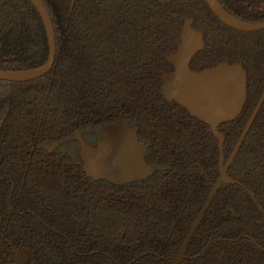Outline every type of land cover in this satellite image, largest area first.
I'll use <instances>...</instances> for the list:
<instances>
[{"label":"trees","instance_id":"1","mask_svg":"<svg viewBox=\"0 0 264 264\" xmlns=\"http://www.w3.org/2000/svg\"><path fill=\"white\" fill-rule=\"evenodd\" d=\"M40 1L56 37L51 72L25 83L0 80V232L5 233L0 246L30 248L37 264H113L102 255L77 257L32 216L11 214L12 183L16 212L31 210L44 220L43 199L52 196L46 190L88 194L87 203L48 206L64 222L55 228L79 253H106L121 264L145 252L197 254L220 238L257 239L259 212L242 187L222 186L210 200L220 178L219 143L209 125L162 95L161 79L171 70L167 58L177 50L187 20L205 40L191 61L193 70L221 62L242 65L246 104L219 131L227 161L238 149L228 175L264 207V31L247 34L227 27L206 0ZM218 1L240 21L264 22V0ZM49 58L47 30L30 0H0V70L31 71ZM120 121L139 130L147 162L160 170L127 186L88 179L75 133L98 132ZM52 144H61L66 153L49 154L45 146ZM211 252L236 254L238 264H247L252 252L261 257L248 240L216 244ZM0 264H6L2 252ZM136 264L167 263L148 257Z\"/></svg>","mask_w":264,"mask_h":264},{"label":"water","instance_id":"2","mask_svg":"<svg viewBox=\"0 0 264 264\" xmlns=\"http://www.w3.org/2000/svg\"><path fill=\"white\" fill-rule=\"evenodd\" d=\"M206 1L213 14L227 27L245 33L264 30V22L258 24L242 22L230 15L218 0ZM30 2L37 9L45 24L50 45V58L46 65L31 71L0 70L1 81L12 83L34 81L48 75L54 66L56 37L52 20L40 0H30ZM190 32V22H187L181 35L184 38V42ZM186 47L185 44L182 45V55L186 54ZM189 56L191 55H188L187 60L184 59V62L183 59L181 61L178 57L175 58V61L169 58L171 63L176 64L178 71L172 76H162V94L169 101L174 98L193 116L212 128L214 136L218 139L220 145V169L223 182L225 184L235 183L225 173L224 155L222 152L224 138L218 132V127L221 123L232 120L240 114L246 100V74L241 66H229L227 64L219 65L203 73L194 74L190 72L188 67ZM76 138L80 144L79 156L82 160V168L94 180H104L115 185H125L144 181L157 171L146 160L148 148L140 141L138 129L133 128L127 121H120L104 128L103 138L98 141L96 146L88 145L80 134H77ZM219 187L220 184L215 185V189ZM214 194L215 191L210 200ZM174 259L182 260L183 256H176Z\"/></svg>","mask_w":264,"mask_h":264},{"label":"flooded vegetation","instance_id":"3","mask_svg":"<svg viewBox=\"0 0 264 264\" xmlns=\"http://www.w3.org/2000/svg\"><path fill=\"white\" fill-rule=\"evenodd\" d=\"M187 22H190V30H191L190 35L188 36L187 40H185V42L186 41L187 42L185 43L184 42V38L181 37V35L183 33V29H182V32H181V35H180V38H179V43H178L177 50L174 53H172L167 58V61H168L169 65L171 66V70L169 72L165 73L164 75L172 76V75H175L177 73V71H178L177 70V67H176V64L171 63V61H169V58H171L172 60L175 61V58L178 57L179 59H181V61L183 59V62H184L185 60H187L188 55H191V56H189L190 59H189V64H188V67H189V70H190L191 73L199 74V73H203L206 70H209V69H203V70L197 71V70H193L191 68V66H190L191 61L196 57V55L198 53H200L205 48V40H204L203 33L201 31H198V30H196V29L193 28L192 21L191 20H187L184 23V26H185V24ZM245 23H247V22H245ZM261 23H263V22H261ZM249 24H258V23H249ZM184 26H183V28H184ZM233 30H235V29H233ZM235 31H238V30H235ZM261 31H264V30H261ZM261 31H257V32H261ZM238 32H241V31H238ZM241 33H245V32H241ZM251 33H256V32H251ZM247 34H249V33H247ZM183 44H185L187 46L186 47V54H184V55L181 54V52H182L181 51V48H182V45ZM182 56H183V58H182ZM177 61L180 62L179 60H177ZM178 62H177V64H179ZM222 64H227L229 66H235V65L236 66H241V68L243 69L242 65H239L238 62L237 63H232V64L231 63H228V62H221V63L217 64L213 68H216V67H218L219 65H222ZM213 68H210V69H213ZM246 78H247V75H246ZM246 84H247V82H246ZM246 90H247V88H246ZM170 94H172V93H170ZM246 101H247V93H246V100H245V102L243 104V107H242L241 111L243 110V108H244V106L246 104ZM169 102H176V101L174 100V98H172V101H169ZM176 103H178V102H176ZM258 108H259V106H258ZM237 116H236V118H237ZM236 118L221 123L219 125V127H218V132L220 133L219 130H220V127L223 124L228 123V122H232ZM253 119L254 118H252V120L250 121L249 125L252 124ZM109 126H111V125H109ZM109 126L100 127L98 132L95 131L94 129L90 128V129H88L85 132H76L75 133L74 139L77 142V151L76 152H77L78 158H79V160L81 162V169L82 170H83V168H82V160H81V158L79 156L80 144H79V141L76 138L77 134H80L81 137L84 139V141L88 145H90V146H96V144L98 143V141L103 138V129L104 128H107ZM133 128H136V127H133ZM211 130H212V128H211ZM138 135H139V130H138ZM222 137L224 138L223 135H222ZM243 140H244V137L242 136L239 139L238 143H237V147L241 145V143L243 142ZM140 141H141V139H140ZM217 141H218V139H217ZM218 143H219V141H218ZM224 144H225V138H224L223 149H222V152H223V155H224V168H225V173H226L227 177L229 179L235 181V183L225 184L223 182L222 174H221V169H220L221 150H220V145H219V150H220V160H219L220 178H219V181L215 185L220 184V187L217 188V189H215L214 191L216 192V190H218L222 186H226V185H237V186H240V187H242L244 189V191L253 200V202L256 205V208H257V210L259 212V219L256 222V226L254 227V232L257 235V239H255L254 237H252L250 235H243V236H240L238 239H233V240L220 238V239H216V240H213V241L208 242L199 253L193 254V255H187L184 252H181V253H178V254H175V255H171V256H162V255H160L158 253H155V252H145V253H141L138 256H136L128 264H136L137 262H139V261H141V260H143L145 258H148V257H153V258L157 259L159 262H163V263H167V264H238V262L236 260V254H233L234 256L229 257V254L214 253V252L207 253V251L211 247H213L214 245H216V244H220V243H237L238 241H241V240H248V241H250L251 244L254 246V248L261 254V257H260L257 254L255 255L254 252H252V255H251L249 261L247 262V264H264V258H262V254L264 255V207L257 201L256 195L251 190H249L246 187H244L243 184L240 181H238L236 179H233L232 177H230L228 175V173H227V167H228L229 164L232 163V160L234 161V158L237 155V150L238 149H235L234 155L232 156L231 160L227 161L226 160V157H225V153H224ZM59 149H61L63 153H66V149H63L62 146H61V144H52V145L45 146V150L49 154H53L55 151H57ZM156 169H157V171L160 170L158 168H156ZM83 172H84V170H83ZM84 174L86 175V177L88 179L93 180L95 182H102V181H104V180H99V181L94 180L93 178L89 177L85 172H84ZM2 181H3V179H0V184L2 183ZM104 182H107V181H104ZM140 182H142V181H140ZM107 183H110V182H107ZM134 183H137V182H134ZM134 183L125 184V185H115L113 183H110V184H113L115 186H127V185H131V184H134ZM215 185H214V188H215ZM90 191H93V190H90ZM46 192H49L50 195H52V196L45 197L43 199L44 200V205H43V208H44L43 210L44 211H43V215L42 216L48 222L46 220H44L43 218H41L40 216H38L36 213L32 212L31 210H26L24 212H16L15 208L13 207V202H12L13 201V194H14V185H13V183H12V190H11L10 196L8 198V207H9L10 213L13 214V215L16 214V215H20V216L21 215H25V214L32 216L35 219V221L41 227H43L46 231H48L52 235H54V236H56V237L64 240L69 245L72 253L75 256H77V257H89L90 255H102L106 259H108L109 261H111L113 264H121V263L117 262L111 255L106 254V253H102V252H98V251H94L92 253H86V254L79 253L77 251V249L75 248L74 243L70 239V237H68L64 232H62V231L58 230L57 228H55V227H64V222L59 221V220L57 221L55 219V216L53 214H50L49 213L50 210L48 209V206L50 204H54L56 207H58V206H71V205H74V203H77V201L80 200V199L84 200L87 203L86 200H89V198H87L86 196L88 194L86 196H83V197H78V195H76V194H70L71 191H69V190L68 191L67 190L65 191L63 189H51V190H46ZM63 192H66V193L62 194ZM9 201H10V206H9ZM62 202H63V204H62ZM205 213H206V208L203 209L200 212V214L198 216V219H197V221L195 223L196 224V227L199 225V223H200L201 219L203 218V216L205 215ZM232 213H233L234 216H237V214L234 211H232ZM50 229L53 230V231H51ZM194 230H192L191 235L194 233ZM0 237L4 239L5 238V233H1L0 232ZM0 252H2L3 259L6 262V264H37L35 262V254H34L33 250L30 249V248H27V247L10 248V244H8V247L0 246ZM143 255H145V256L142 257V258H140V259H138L139 257H141ZM176 256H183V259L182 260H176V259H174V257H176ZM110 258L112 260H114V261H112ZM259 259H260V261H258Z\"/></svg>","mask_w":264,"mask_h":264}]
</instances>
